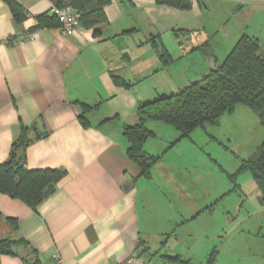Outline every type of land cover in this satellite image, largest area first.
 Wrapping results in <instances>:
<instances>
[{
	"label": "crops",
	"instance_id": "crops-1",
	"mask_svg": "<svg viewBox=\"0 0 264 264\" xmlns=\"http://www.w3.org/2000/svg\"><path fill=\"white\" fill-rule=\"evenodd\" d=\"M192 1L185 11L156 0H110L99 34L81 25L64 36L59 24L34 30L38 17L60 8L54 1L17 0L26 15L18 23L0 0V164L27 128L26 168L66 172L37 208L0 192V240L16 242L0 264H58L57 257L69 264H207L214 250V264H256L223 246L217 209L225 191L209 193L190 182L189 168L163 166V159L146 178L126 154L123 130L139 123L142 104L223 62L212 57L185 84L175 78L173 70L190 71L197 55L195 45L181 44L195 30L193 12L207 6ZM173 43L179 55L169 52ZM186 51L192 55L182 64ZM154 138L159 142L144 148L156 155L179 135Z\"/></svg>",
	"mask_w": 264,
	"mask_h": 264
},
{
	"label": "trees",
	"instance_id": "trees-1",
	"mask_svg": "<svg viewBox=\"0 0 264 264\" xmlns=\"http://www.w3.org/2000/svg\"><path fill=\"white\" fill-rule=\"evenodd\" d=\"M58 7L72 6L81 14V25L95 29L99 34L102 24L107 23L104 7L110 0H52ZM10 6L16 22L21 23L26 15L17 0H5ZM157 4L167 5L189 11L192 0H156ZM34 30L57 26L55 15L38 17ZM156 43V39H152ZM155 45V44H154ZM211 41L195 46L192 51H201L206 56H215L209 52ZM119 83L127 85L121 79ZM237 105H245L256 113L264 126V49L256 37L243 34L223 62L200 79L184 87L179 92L162 97L138 108L139 123L125 126L123 134L129 142L127 156L141 170L144 177L150 178L161 156L145 151L144 146L156 133L148 125L160 122L178 131L179 142L191 136L197 128L206 124H215L225 114L235 112ZM85 124V123H84ZM23 132L11 148L6 161L0 164V192L24 201L32 208H37L55 191L57 183L66 172L58 169L28 170L20 155L29 144L26 132ZM174 144V143H173ZM22 158V159H21ZM249 171L261 192L264 203V142L249 158L242 160L237 175ZM235 181V175L230 176ZM16 244L11 239L0 240V254L12 255ZM217 251L214 250L207 264H214ZM190 264V262H187Z\"/></svg>",
	"mask_w": 264,
	"mask_h": 264
},
{
	"label": "rangeland",
	"instance_id": "rangeland-1",
	"mask_svg": "<svg viewBox=\"0 0 264 264\" xmlns=\"http://www.w3.org/2000/svg\"><path fill=\"white\" fill-rule=\"evenodd\" d=\"M204 2L207 6H202L200 12L189 15L195 30L191 35L183 36L182 45L199 46L210 40L212 48L209 52L218 57L220 62L227 57L243 34L255 36L264 49V0ZM162 45H159L160 48ZM174 45L176 44L169 46V52L172 51L170 53H175ZM176 50H179L177 45ZM187 52L182 57V64L192 55V52ZM175 54L179 55L178 52ZM212 57L197 51L190 71L185 72L176 67L178 70H173L176 72L175 78L183 84L189 79L195 80L193 77L196 68L202 66L205 69V62H209ZM177 61L176 59L175 62ZM148 127L156 134H180L171 126L157 121L149 123ZM156 141L159 142L156 138H150L148 142L155 144ZM263 142L264 126L256 113L245 105H237L234 113L223 115L215 124L197 128L190 137L181 139L174 146L167 145L158 150L160 154H156L163 159V166L171 167L180 162L182 166L189 168L190 177L193 178L190 182H201L208 192L221 195L225 191L221 197L224 203L217 209L218 216L222 217L218 220L223 224L220 226L221 231H224L222 237H226L223 246L234 248L236 259L246 263L254 261L256 264H264V203L251 173L245 171L237 175V172L242 160L256 153ZM181 158H185L186 163L183 164L184 159ZM232 175H235V181H232ZM193 190L197 191L196 188ZM232 228L233 231H230ZM230 254L233 255L231 252Z\"/></svg>",
	"mask_w": 264,
	"mask_h": 264
},
{
	"label": "built area",
	"instance_id": "built-area-1",
	"mask_svg": "<svg viewBox=\"0 0 264 264\" xmlns=\"http://www.w3.org/2000/svg\"><path fill=\"white\" fill-rule=\"evenodd\" d=\"M52 13L56 16L59 24V29L64 36H73L76 30L81 26V14L70 5L61 8H54ZM25 38H27L25 36ZM20 36L18 39H25ZM58 264H69L57 257ZM147 264V263H143Z\"/></svg>",
	"mask_w": 264,
	"mask_h": 264
}]
</instances>
